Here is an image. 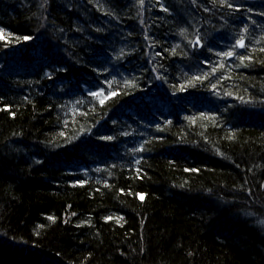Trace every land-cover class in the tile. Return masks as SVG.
Returning a JSON list of instances; mask_svg holds the SVG:
<instances>
[{
	"label": "trees",
	"instance_id": "16d2710c",
	"mask_svg": "<svg viewBox=\"0 0 264 264\" xmlns=\"http://www.w3.org/2000/svg\"><path fill=\"white\" fill-rule=\"evenodd\" d=\"M0 264H264V0H0Z\"/></svg>",
	"mask_w": 264,
	"mask_h": 264
},
{
	"label": "snow or ice",
	"instance_id": "6c2138e0",
	"mask_svg": "<svg viewBox=\"0 0 264 264\" xmlns=\"http://www.w3.org/2000/svg\"><path fill=\"white\" fill-rule=\"evenodd\" d=\"M141 2H142V0H141ZM24 39H25V40H28V39H30V37H24ZM239 46H240V47H245V44H244L243 40L239 41ZM226 55H227V56H232L233 53H232V52H228ZM92 95H93V96H96V95H98V94H97V93H92ZM113 95H115V93H113ZM101 103H103V101H101ZM108 139H111V137H108ZM140 198L143 199L142 196H141ZM49 219H52V217H49Z\"/></svg>",
	"mask_w": 264,
	"mask_h": 264
}]
</instances>
